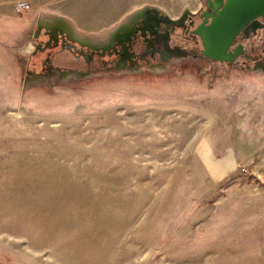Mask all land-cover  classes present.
I'll return each instance as SVG.
<instances>
[{
	"label": "rangeland",
	"instance_id": "rangeland-1",
	"mask_svg": "<svg viewBox=\"0 0 264 264\" xmlns=\"http://www.w3.org/2000/svg\"><path fill=\"white\" fill-rule=\"evenodd\" d=\"M16 1L0 0V264H264L263 73L23 80L36 19L101 41L198 0Z\"/></svg>",
	"mask_w": 264,
	"mask_h": 264
},
{
	"label": "flooded vegetation",
	"instance_id": "flooded-vegetation-1",
	"mask_svg": "<svg viewBox=\"0 0 264 264\" xmlns=\"http://www.w3.org/2000/svg\"><path fill=\"white\" fill-rule=\"evenodd\" d=\"M212 0H198L195 11L177 18L144 7L111 30L101 41L80 40L68 22L35 21L31 41V66L25 84L80 82L114 75H142L168 71L172 74L196 65L201 72L232 69L264 74V14L249 21L232 38L225 59L213 61L203 53L196 28L210 23Z\"/></svg>",
	"mask_w": 264,
	"mask_h": 264
},
{
	"label": "water",
	"instance_id": "water-1",
	"mask_svg": "<svg viewBox=\"0 0 264 264\" xmlns=\"http://www.w3.org/2000/svg\"><path fill=\"white\" fill-rule=\"evenodd\" d=\"M212 6L214 16L209 25H199L195 33L202 40V53L213 61H222L237 32L264 14V0H212Z\"/></svg>",
	"mask_w": 264,
	"mask_h": 264
},
{
	"label": "built area",
	"instance_id": "built-area-1",
	"mask_svg": "<svg viewBox=\"0 0 264 264\" xmlns=\"http://www.w3.org/2000/svg\"><path fill=\"white\" fill-rule=\"evenodd\" d=\"M15 9L20 11V12H26L29 10V6L27 3H25L24 1H16L15 5H14Z\"/></svg>",
	"mask_w": 264,
	"mask_h": 264
},
{
	"label": "bare ground",
	"instance_id": "bare-ground-1",
	"mask_svg": "<svg viewBox=\"0 0 264 264\" xmlns=\"http://www.w3.org/2000/svg\"><path fill=\"white\" fill-rule=\"evenodd\" d=\"M64 21V20H63Z\"/></svg>",
	"mask_w": 264,
	"mask_h": 264
}]
</instances>
